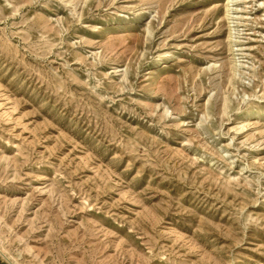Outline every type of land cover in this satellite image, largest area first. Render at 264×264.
<instances>
[{
    "label": "rangeland",
    "instance_id": "1",
    "mask_svg": "<svg viewBox=\"0 0 264 264\" xmlns=\"http://www.w3.org/2000/svg\"><path fill=\"white\" fill-rule=\"evenodd\" d=\"M0 259L264 264V0H0Z\"/></svg>",
    "mask_w": 264,
    "mask_h": 264
},
{
    "label": "crops",
    "instance_id": "2",
    "mask_svg": "<svg viewBox=\"0 0 264 264\" xmlns=\"http://www.w3.org/2000/svg\"><path fill=\"white\" fill-rule=\"evenodd\" d=\"M0 264H8V263L0 259Z\"/></svg>",
    "mask_w": 264,
    "mask_h": 264
}]
</instances>
